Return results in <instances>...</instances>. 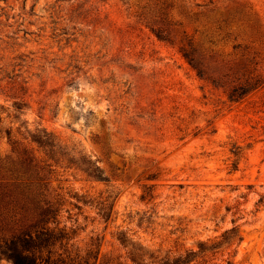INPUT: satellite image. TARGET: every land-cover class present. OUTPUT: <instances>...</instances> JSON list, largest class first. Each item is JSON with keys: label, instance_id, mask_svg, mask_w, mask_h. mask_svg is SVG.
I'll return each mask as SVG.
<instances>
[{"label": "rangeland", "instance_id": "rangeland-1", "mask_svg": "<svg viewBox=\"0 0 264 264\" xmlns=\"http://www.w3.org/2000/svg\"><path fill=\"white\" fill-rule=\"evenodd\" d=\"M163 2L0 0V179L34 178L9 143L35 149L23 138L45 130L72 164L50 154L56 172L23 191L62 199L55 221L71 254L95 240V264L123 261L131 245L182 253L237 226L239 244L196 264H264V83L229 102L150 29L191 36L209 76L248 57L264 77V0H168L166 20ZM79 150L106 181L76 171ZM76 194L110 195L107 220L76 210Z\"/></svg>", "mask_w": 264, "mask_h": 264}, {"label": "trees", "instance_id": "trees-1", "mask_svg": "<svg viewBox=\"0 0 264 264\" xmlns=\"http://www.w3.org/2000/svg\"><path fill=\"white\" fill-rule=\"evenodd\" d=\"M167 1L164 0L159 9L161 15L165 17L164 20H166V9L172 6L171 2L167 3ZM150 29L158 40L176 44L181 57L192 68L196 76L213 88L221 89L229 102L242 100L264 83V77L255 74L254 68L250 69L253 58L247 57L243 61H233L231 65L227 62H219L216 64L215 76H209L191 36H187L182 31L180 36L171 40L170 37L163 35L159 28ZM173 33L176 35V31ZM207 43H212L211 39L207 40ZM211 59L214 60L215 57ZM6 136L9 138L10 132L7 131ZM27 137L29 138H23L26 141L25 144L35 145V149L25 146V149L18 153L15 149L17 142L12 141L9 144L19 167H26V171L33 169L34 178L32 180L15 178L11 180L13 183H6L0 179V225L5 227V230L0 229V261L4 260L8 264H95L98 255L97 240L91 241L90 247L82 253L76 250V254L73 255L68 250L71 246L69 233L65 227H59L55 221L60 211L59 207L63 205L58 194L45 199L42 192L35 194V197L33 194L28 197L23 191V188H27V182H31L33 186L38 187L36 190H40L44 187L43 182L48 179L49 175L56 172L57 162L51 158L50 154L59 153L68 163L72 164L69 160L72 157L68 158L66 153H62L67 149L66 144L45 130H35ZM25 150H29V154ZM237 153L233 152L235 156ZM75 169L94 180L106 181L96 160H90L80 150L76 151ZM36 197L41 198L34 199ZM68 197L75 201L69 204H72L76 210L82 207L92 208L103 222L109 217L112 207L110 195L90 197L76 194V196ZM241 239L237 226H232L221 233L219 240L209 244L199 242L197 250L188 249L182 253L168 250L163 255H154L130 244L131 247L125 251L123 261H119L117 257L109 259L104 264H196L198 257L203 259L202 257L207 253L213 255L221 246L227 248L234 243L239 244ZM116 240L123 248H126L123 235H118ZM226 263L229 264L228 261Z\"/></svg>", "mask_w": 264, "mask_h": 264}]
</instances>
